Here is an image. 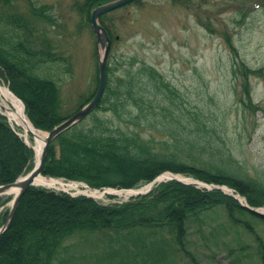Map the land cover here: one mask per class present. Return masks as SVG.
<instances>
[{
	"label": "trees",
	"instance_id": "obj_1",
	"mask_svg": "<svg viewBox=\"0 0 264 264\" xmlns=\"http://www.w3.org/2000/svg\"><path fill=\"white\" fill-rule=\"evenodd\" d=\"M12 1L0 0V81L22 102L34 128L50 132L92 99L98 67L93 91L74 111L64 112L59 72L71 66L70 57L40 29V20L51 23L43 8L32 4L24 14L14 10ZM111 1L84 0L78 8L82 22L90 26L92 10ZM235 1L245 6L254 0ZM255 1L264 5V0ZM105 17L100 22L110 34ZM112 63L107 61L105 91L89 122L85 123L86 117L54 139L42 175L81 182L91 189H133L170 173L227 187L233 195L169 180L146 195L105 205L83 195L34 186L21 197L10 226L0 235V264H56L68 252L69 241L81 243L91 235L99 236L108 248H145L149 242L150 258L160 262L173 245L184 252L191 225L200 224V217L215 209H221L231 225L251 233L255 255L264 264V239L254 228L264 226V216L234 197L243 198L250 208H264V177L250 176L226 148L218 125L189 109L155 68L143 62L127 67ZM235 66L242 95L249 99L241 100L243 106L254 111L248 77H264V67ZM66 72L70 71L62 70ZM34 156L0 115V186L30 172ZM9 199L0 196V228L8 220L10 209L4 205Z\"/></svg>",
	"mask_w": 264,
	"mask_h": 264
},
{
	"label": "rangeland",
	"instance_id": "obj_2",
	"mask_svg": "<svg viewBox=\"0 0 264 264\" xmlns=\"http://www.w3.org/2000/svg\"><path fill=\"white\" fill-rule=\"evenodd\" d=\"M83 1H12L14 10L24 14L30 12L32 4L43 8L52 25L42 19L40 29L46 30L50 40L70 57L71 66L62 67L59 72L64 112L74 111L80 99L93 91L96 66L102 56L91 24L87 26L82 22L78 12ZM105 16L104 23L113 37L107 61L124 67L143 62L155 68L171 83L189 109L218 125L226 148L242 168L250 176L264 177V77H248L249 98L256 107L253 111L244 108L242 101L245 103L249 99L242 95L240 73H233V70L238 71L236 63L253 70L264 67V5L255 0L246 2L245 6L235 0H134ZM50 70L54 72L53 68ZM62 70L70 72L62 74ZM0 115L14 128L4 110L0 109ZM88 116L85 123L90 120ZM14 130L21 131L18 127ZM29 140L32 145L33 139ZM161 176L133 189H91L84 183L58 178L56 180L70 187L50 189L71 196L95 190L102 196L89 198L105 205L146 195L158 184L176 178L198 188L213 189L211 185L181 175L165 173ZM179 180L176 181L181 182ZM144 187H148L146 192L128 197L107 193L108 190L120 192ZM223 190L233 194L227 187ZM2 197L10 198L4 205L10 209L14 196ZM234 197L249 207L243 198ZM256 210L258 213H255L264 216V208ZM200 218V224L196 221L190 227L185 251L173 245L160 262L150 258L153 248L149 242L145 248L132 245L108 248L103 246L99 236L91 235L81 243L76 239L69 241L66 244L68 252H64L56 264H62L61 260L63 264H260L251 233L231 225L221 209ZM254 228L264 239V226L255 225Z\"/></svg>",
	"mask_w": 264,
	"mask_h": 264
},
{
	"label": "water",
	"instance_id": "obj_3",
	"mask_svg": "<svg viewBox=\"0 0 264 264\" xmlns=\"http://www.w3.org/2000/svg\"><path fill=\"white\" fill-rule=\"evenodd\" d=\"M134 0H113L111 2H108L106 4L100 5L96 8H94L91 12L90 16V24L91 28L93 30V33L95 34V37L97 39V43L102 50V56L98 60V71H99V81L98 86L96 89V92L94 93L92 99L84 106H82L79 110H77L72 116L65 119L63 122H61L58 126L53 128L50 132L47 133L46 139L44 141V145L42 147V150L39 154V157L35 160V165L33 169L28 172L23 177H20L15 182H12L7 185L0 186V196L6 195L10 192L12 189H17L18 192L14 196L11 209L9 212L8 220L6 224L0 229V235L10 226L12 219L14 217L16 208L19 204V201L21 197L24 195L26 191H28L31 187L38 186L36 185V179L42 175V170L44 163L47 158V152L50 144L54 141V139L60 135L62 132L67 130L68 128L72 127L76 123L81 122L84 120L90 113H92L95 108L98 106L104 91L106 87V81H107V59L110 51V46L112 43L111 38L109 37L106 29L102 27V25L99 22V18L102 15H105L115 9H118L126 4L131 3ZM176 180H179L176 178ZM181 181V180H179ZM185 184H189L188 182L181 181ZM48 188V187H46ZM215 189H221L223 190V187H217L213 186ZM50 189V188H49ZM225 192V191H224ZM227 193V192H225ZM84 195V194H83ZM88 196V195H86ZM91 197V196H88ZM236 198V197H235ZM237 199V198H236ZM249 208V207H248ZM251 211L257 212L256 209L249 208ZM258 213V212H257Z\"/></svg>",
	"mask_w": 264,
	"mask_h": 264
},
{
	"label": "bare ground",
	"instance_id": "obj_4",
	"mask_svg": "<svg viewBox=\"0 0 264 264\" xmlns=\"http://www.w3.org/2000/svg\"><path fill=\"white\" fill-rule=\"evenodd\" d=\"M0 109L4 110L9 118L10 123L14 128L18 127L21 131L18 130V133L21 135L22 139L26 141L34 150L36 158L39 157V154L44 145L47 134L41 132L34 128L31 122L26 117L24 112V106L22 102L0 81ZM15 125V126H14ZM29 138L33 139V144L29 143ZM164 176L161 177L163 179ZM186 180V179H183ZM36 185L48 188H58L59 190L68 189L69 185H64L62 182L56 179H49L47 177L40 176L36 179ZM148 187H144L139 190H128V191H107V193H112L114 195H124L125 197L132 196L141 192H146ZM17 189H12L8 193L12 197L17 194ZM86 195H89L95 199H99L102 196V193L98 191L86 190L83 192Z\"/></svg>",
	"mask_w": 264,
	"mask_h": 264
}]
</instances>
